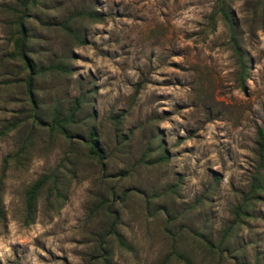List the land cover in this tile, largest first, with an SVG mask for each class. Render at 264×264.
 Listing matches in <instances>:
<instances>
[{
  "label": "rangeland",
  "instance_id": "374dc122",
  "mask_svg": "<svg viewBox=\"0 0 264 264\" xmlns=\"http://www.w3.org/2000/svg\"><path fill=\"white\" fill-rule=\"evenodd\" d=\"M17 1L0 0V128L15 122L0 135V264H264V191L248 194L264 128V0H227L241 84L225 23L208 21L215 0H36L25 22L36 110L48 121L76 101L70 141L30 124L10 39ZM90 129L101 163L79 139ZM62 157L61 197L45 186L23 224L24 188Z\"/></svg>",
  "mask_w": 264,
  "mask_h": 264
},
{
  "label": "trees",
  "instance_id": "16d2710c",
  "mask_svg": "<svg viewBox=\"0 0 264 264\" xmlns=\"http://www.w3.org/2000/svg\"><path fill=\"white\" fill-rule=\"evenodd\" d=\"M36 0H18L17 5L14 7V14L12 18L13 29L10 32V39L12 44V55L17 57L24 68L26 73L23 79V85L25 92L28 96L30 111L28 112L29 121L32 126H42L46 127L47 130L55 132L67 140H72V135L69 130V125L73 120L74 111L77 106V102L74 101V104L66 112H61L58 108H53L51 115L48 121H44L40 115H38L36 110V101L33 95V81L36 73V68L34 64L30 61L28 57L27 49V31H26V21L29 17L30 9L34 6ZM227 0H215V7L208 14V21L211 22L215 16H219L222 21L225 23L228 30V45L231 49L233 59L237 64V76L239 83L241 84L245 76V63L243 59L242 50L240 44L237 40L235 33V27L231 18V15L227 9ZM67 28V26H65ZM72 36L77 39L78 42L84 43V37L80 36L76 32H71ZM53 67L60 68V65L53 64ZM140 81H136L133 88V94L137 91ZM122 111L115 113L113 118L116 122ZM15 122L12 121L4 127L0 128V135L5 134L9 129L13 128ZM121 137V135H120ZM80 141L84 144L86 152L88 155L95 159L97 162L101 163L104 158V150L99 146L96 141V133L93 130H89L85 136H79ZM17 146L13 151L7 152L2 156V161L6 162L8 159L17 160L23 154L24 141ZM256 168L254 173L251 175L248 194L252 192H258L257 190L264 191V128H256ZM166 151L161 150L160 156L165 158ZM64 161V157L61 158V161L57 163L51 170L39 174L34 180H32L23 190V216L21 222L23 224H28L34 220L35 210L37 205L38 196L41 190L46 186V193L51 194L54 198H60V191L58 189V167ZM217 178V176H216ZM113 194V193H111ZM244 204L238 203L235 204L232 208V217L231 222L235 223L238 220H241L242 216L245 214L243 207ZM107 211L110 207L109 203L106 205ZM3 217V212L1 209L0 201V218ZM114 222V216H112L111 225L109 227L110 231L115 235L119 242H122L121 238L117 233L113 232L112 224ZM178 259H181L185 262H188L187 257L178 251H172L171 253ZM241 264V263H238Z\"/></svg>",
  "mask_w": 264,
  "mask_h": 264
}]
</instances>
